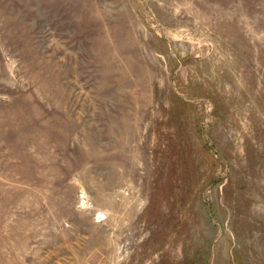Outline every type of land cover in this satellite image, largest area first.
Returning a JSON list of instances; mask_svg holds the SVG:
<instances>
[{
  "label": "rangeland",
  "instance_id": "rangeland-1",
  "mask_svg": "<svg viewBox=\"0 0 264 264\" xmlns=\"http://www.w3.org/2000/svg\"><path fill=\"white\" fill-rule=\"evenodd\" d=\"M0 264H264V0H0Z\"/></svg>",
  "mask_w": 264,
  "mask_h": 264
}]
</instances>
